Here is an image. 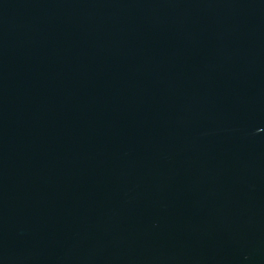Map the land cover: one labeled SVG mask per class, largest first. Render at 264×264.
I'll list each match as a JSON object with an SVG mask.
<instances>
[{
    "label": "water",
    "instance_id": "water-1",
    "mask_svg": "<svg viewBox=\"0 0 264 264\" xmlns=\"http://www.w3.org/2000/svg\"><path fill=\"white\" fill-rule=\"evenodd\" d=\"M0 264H264V0H0Z\"/></svg>",
    "mask_w": 264,
    "mask_h": 264
}]
</instances>
